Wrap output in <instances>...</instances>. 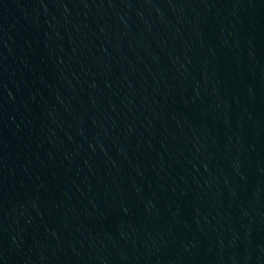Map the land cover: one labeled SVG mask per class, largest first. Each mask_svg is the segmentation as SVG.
I'll return each instance as SVG.
<instances>
[{"label": "water", "instance_id": "1", "mask_svg": "<svg viewBox=\"0 0 264 264\" xmlns=\"http://www.w3.org/2000/svg\"><path fill=\"white\" fill-rule=\"evenodd\" d=\"M0 264H264V0H0Z\"/></svg>", "mask_w": 264, "mask_h": 264}]
</instances>
